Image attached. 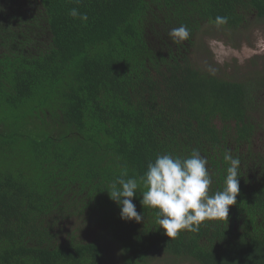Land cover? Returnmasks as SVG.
I'll return each instance as SVG.
<instances>
[{
	"label": "trees",
	"instance_id": "obj_1",
	"mask_svg": "<svg viewBox=\"0 0 264 264\" xmlns=\"http://www.w3.org/2000/svg\"><path fill=\"white\" fill-rule=\"evenodd\" d=\"M253 16L264 0H0V264H264V75L196 63L206 24ZM181 25L189 39L173 43ZM193 150L210 195L225 154L240 160L228 218L169 238L141 182V222L121 219L118 177Z\"/></svg>",
	"mask_w": 264,
	"mask_h": 264
},
{
	"label": "clouds",
	"instance_id": "obj_2",
	"mask_svg": "<svg viewBox=\"0 0 264 264\" xmlns=\"http://www.w3.org/2000/svg\"><path fill=\"white\" fill-rule=\"evenodd\" d=\"M70 15L87 20V15L78 13L77 9H72ZM215 22L217 25L226 24L227 19L217 17ZM168 35L173 43L180 44L189 39L190 33L186 26L181 25L173 28ZM225 160L230 162V166L224 178V187L212 195L209 194L213 181L207 168L208 160L198 150H193L187 158L158 155L154 162L148 163L140 181L125 179V172L109 186L108 193L119 205L121 219L139 223L142 216L136 210L133 197L142 182L146 190L142 192L140 203L144 208L157 210L156 222L166 236L176 237L182 230L195 232L205 220L228 218L230 206L237 202L240 160L227 153Z\"/></svg>",
	"mask_w": 264,
	"mask_h": 264
},
{
	"label": "rangeland",
	"instance_id": "obj_3",
	"mask_svg": "<svg viewBox=\"0 0 264 264\" xmlns=\"http://www.w3.org/2000/svg\"><path fill=\"white\" fill-rule=\"evenodd\" d=\"M197 48L196 63L218 76L242 80L264 75V18L253 16L238 30L206 24ZM114 264H123L120 254ZM150 264L164 262L153 260Z\"/></svg>",
	"mask_w": 264,
	"mask_h": 264
}]
</instances>
